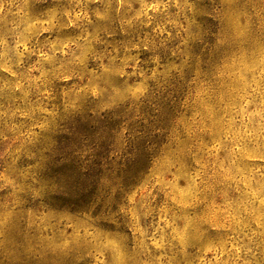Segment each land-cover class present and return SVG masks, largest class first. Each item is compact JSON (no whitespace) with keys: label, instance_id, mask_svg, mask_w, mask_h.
Returning <instances> with one entry per match:
<instances>
[{"label":"rangeland","instance_id":"1","mask_svg":"<svg viewBox=\"0 0 264 264\" xmlns=\"http://www.w3.org/2000/svg\"><path fill=\"white\" fill-rule=\"evenodd\" d=\"M0 264H264V0H0Z\"/></svg>","mask_w":264,"mask_h":264},{"label":"trees","instance_id":"2","mask_svg":"<svg viewBox=\"0 0 264 264\" xmlns=\"http://www.w3.org/2000/svg\"><path fill=\"white\" fill-rule=\"evenodd\" d=\"M102 132V133H101ZM97 132L100 138L106 139L109 131L101 130ZM111 137V135H109ZM142 138L127 137V149L125 162L120 163L117 170L114 169L113 159H109L102 152H97L84 161L72 160V166L67 171V197L78 198L81 203H75L76 209L83 212L90 210L96 202L100 201L97 209L103 207L107 197L116 187L117 194L125 191L127 187L136 184L141 177L145 163L149 160V145L142 143ZM106 143V141H104ZM105 144L97 143L92 145V151H98L105 148ZM74 150V149H72ZM107 150V147H106ZM109 151V150H108ZM71 162L70 159H67ZM121 178V182L117 181ZM123 193V192H122Z\"/></svg>","mask_w":264,"mask_h":264}]
</instances>
